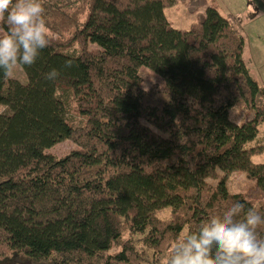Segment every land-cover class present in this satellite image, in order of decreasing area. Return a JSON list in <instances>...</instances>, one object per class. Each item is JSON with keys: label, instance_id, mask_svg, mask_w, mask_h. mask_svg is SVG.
I'll use <instances>...</instances> for the list:
<instances>
[{"label": "trees", "instance_id": "1", "mask_svg": "<svg viewBox=\"0 0 264 264\" xmlns=\"http://www.w3.org/2000/svg\"><path fill=\"white\" fill-rule=\"evenodd\" d=\"M176 1L43 0L50 46L21 67L25 83L0 70V264H164L207 217L253 208L228 191L235 172L255 182L264 213V162L251 158L263 151L264 87L243 60L244 16L213 1L179 29L164 12ZM142 66L161 81L143 87ZM200 104L213 113L211 150L181 130L206 131ZM231 108L253 116L235 122ZM64 139L77 148L44 151Z\"/></svg>", "mask_w": 264, "mask_h": 264}, {"label": "clouds", "instance_id": "2", "mask_svg": "<svg viewBox=\"0 0 264 264\" xmlns=\"http://www.w3.org/2000/svg\"><path fill=\"white\" fill-rule=\"evenodd\" d=\"M43 0H0V70L14 78L20 67H31L52 36L45 19ZM74 59L65 61L71 68ZM56 69L45 74L54 81ZM261 162L253 161L254 166ZM164 264H264V213L235 202L220 215L207 217L170 246Z\"/></svg>", "mask_w": 264, "mask_h": 264}, {"label": "rangeland", "instance_id": "3", "mask_svg": "<svg viewBox=\"0 0 264 264\" xmlns=\"http://www.w3.org/2000/svg\"><path fill=\"white\" fill-rule=\"evenodd\" d=\"M218 4L217 10L223 16H244L238 24L241 28L239 31L243 34L245 39V47L243 52V60L254 78L258 80L260 85L264 87V0H177L173 5L164 9L165 15L171 22L172 26L179 29H186L195 22L205 12L209 3ZM259 14L256 13V9ZM247 12L256 13L253 17H247ZM258 14V16H257ZM4 30L0 28V34H4ZM139 75L142 79V86L148 87L152 83L161 81L160 75L152 71L148 67L142 66L139 68ZM14 79L20 82H26V74L20 67L15 73ZM57 95L66 97L67 92L57 90ZM6 107L0 104V112L6 111ZM202 114L203 122L206 126V131L190 129L182 126L183 134L192 141L202 142L205 144L207 150L213 147L212 133L215 125L213 121V113L210 108L204 104L199 106ZM72 116V115H68ZM253 112L246 111L241 108L229 109V118L238 122L241 118L252 117ZM75 121H80V116H72ZM261 143L263 144V151L260 154L253 155L252 161L264 162V125H261ZM77 148V145L69 139H64L51 147L45 148V152L54 155H62L71 149ZM218 174L221 171L217 169ZM210 183H216L218 179L208 178ZM226 187L230 192L245 193L250 199L255 201L253 209L258 207V201L261 198V192L257 188L255 182L245 177L242 172H235L229 175L226 181ZM167 209V208H166ZM168 211L163 210L161 216H167Z\"/></svg>", "mask_w": 264, "mask_h": 264}, {"label": "crops", "instance_id": "4", "mask_svg": "<svg viewBox=\"0 0 264 264\" xmlns=\"http://www.w3.org/2000/svg\"><path fill=\"white\" fill-rule=\"evenodd\" d=\"M257 13L259 14V12L257 11ZM258 14H257V16H258ZM264 125V124H263Z\"/></svg>", "mask_w": 264, "mask_h": 264}]
</instances>
